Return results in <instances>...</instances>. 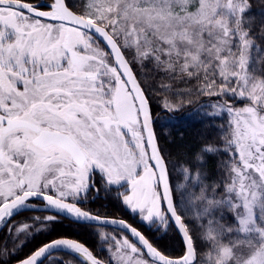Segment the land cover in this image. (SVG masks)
Masks as SVG:
<instances>
[{
	"label": "snow or ice",
	"instance_id": "snow-or-ice-1",
	"mask_svg": "<svg viewBox=\"0 0 264 264\" xmlns=\"http://www.w3.org/2000/svg\"><path fill=\"white\" fill-rule=\"evenodd\" d=\"M75 8L70 0H0V225L8 229L0 254L64 215L128 233L101 236L107 264H264V49L255 43L264 12L257 25L252 0H85ZM133 64L159 77L165 112L197 95L218 98L204 115L227 116L223 148L202 146L179 184ZM214 153L228 159L222 179L207 184L203 161ZM97 175L142 222L177 226L184 254L170 258L124 220L83 210L90 192L99 195ZM37 210L55 214L13 220ZM57 251L105 264L70 239L18 264H71Z\"/></svg>",
	"mask_w": 264,
	"mask_h": 264
},
{
	"label": "rangeland",
	"instance_id": "rangeland-1",
	"mask_svg": "<svg viewBox=\"0 0 264 264\" xmlns=\"http://www.w3.org/2000/svg\"><path fill=\"white\" fill-rule=\"evenodd\" d=\"M84 2L85 0H70V3L76 6L75 10L77 11L84 4ZM262 60H263V57H262ZM260 67H261V64L258 63L257 68H260ZM133 70L136 73L137 77L139 78L138 73L140 72V66L138 64H133ZM149 88L153 92V94L149 95V97L150 99L152 97L151 99L152 101L153 99L155 100V103L153 105L155 110H153L152 117L154 118V129H155L156 137H157V140L160 146V150L168 162V171H169L171 182L173 183V185L179 184L183 182L182 181L183 168L187 167L191 163L196 162L194 160V154L197 153L202 148V146L205 145V144L204 145L201 144L200 141L204 139L206 132H210V133L215 132L219 136L221 143H222V145L219 147L223 148V140H222L223 129L221 128V125L224 124V122L227 119V116L226 114L221 117H212V116L204 115V113H211L214 111L213 108L211 107V105L214 103L206 102V100L211 99V98H216V97L197 96V95H193L191 97L192 104L183 107L180 111L181 113L176 112V113L170 114L168 112H165L163 109H161V111H158L159 110L158 108H161L160 105L163 100V94L160 92L159 94L155 93L157 89L155 88V85L152 83L151 79H150ZM240 106L242 105H236V107H240ZM163 113H167V114H163ZM191 140L193 142H196V144L193 143ZM215 154L216 153L209 154L208 156L204 158V161H203V172L205 173L207 177L205 181L207 184H215L216 181L221 180L217 177V175L215 176L213 170H211L212 169L211 164L213 163L212 157ZM97 182L101 186V191L103 193L108 194V195L111 194V192L104 191L102 187V182H100V177L98 175H97ZM125 188H121L120 192H124ZM114 194H115V197L117 198L118 193L115 189H114ZM88 195H90V193ZM116 201H117L116 208L118 209V212L122 214V216L124 215L123 210L127 211L125 215L127 216V218L130 219V221H132L136 225L141 226L142 228H145L146 230H148V233L153 231L155 235L157 236V240H160V239L162 240L164 238V241H165L166 239H168L169 232H166V231L169 228L168 226L169 223L167 225H164V224H161L159 221H157L154 224H150L147 221L142 222L141 217L138 214L132 213L131 210L122 203L121 199L117 198ZM102 202L103 201L98 200L97 205L101 206ZM189 220H192V217H189ZM190 227L193 230V226L191 224H190ZM52 229L53 227H51L50 229V227L47 226V228H45L43 231H49ZM90 232L93 234V236H96V237L98 236L100 244L104 246V248L106 249V253L108 254L107 261L109 260V256H110V253L107 250L108 244L105 243L101 239V236L120 237V236L125 235V234H122L114 230L107 232L106 230H103L102 228H92ZM36 233L30 234V235L33 236ZM196 236L197 235H194V237ZM165 245L166 244L164 243V247ZM197 246L199 249V241H197ZM12 250L13 248L11 249L10 253H12ZM173 250L175 251V248H173L169 242L167 246V251H173ZM24 252H25V249L15 248L14 254H1V256H4L3 258H7L8 255H21L22 253L24 254ZM64 261L71 262V264H80L76 260H73L71 258H67ZM47 264H50V261L47 262Z\"/></svg>",
	"mask_w": 264,
	"mask_h": 264
},
{
	"label": "trees",
	"instance_id": "trees-1",
	"mask_svg": "<svg viewBox=\"0 0 264 264\" xmlns=\"http://www.w3.org/2000/svg\"><path fill=\"white\" fill-rule=\"evenodd\" d=\"M33 1H35V0H32V2ZM252 3H253V10H254V12L256 14L255 15V21H256V24L258 25L261 22L260 13L264 12V0H252ZM257 36H260V33H257ZM255 43L259 46V48L264 49V38L256 39ZM254 55H255V53H254ZM263 60H264V57H263ZM148 68H142L140 66V72L138 73L139 78L138 77L137 78L139 79V82L141 83V86L146 89V94L147 95H152L153 92L149 88L150 79H151L152 83L156 86V84L159 82V77L156 76V74L152 71L151 66H149ZM191 86L192 85H189L188 87H191ZM155 93L159 94L158 91H155ZM151 99H152V97H151ZM151 99H150V104H151V109H152V113H153V110H155L154 106H153L154 103H155V100L153 99V101H152ZM206 102L217 103L218 99L211 98V99L206 100ZM237 105H240V104H237ZM158 109H159L158 111H161L162 108H158ZM179 113H181V112H179ZM163 114H167V113H163ZM193 143L196 144V142H193ZM200 143L203 144V145L204 144L208 145L207 143L214 144V145H217V146H221L222 145L219 136L215 132H211V133L210 132H206L204 139L201 140ZM227 159H228V157L222 155L221 153H216L212 157V160H213L212 162L213 163L211 164V166H212L211 170H213L214 175L215 176L217 175V177L219 179H222V176H223V163ZM217 182H219V181H216V183ZM32 214H33L32 212L25 211L21 215L16 216V217H17V219H24L26 217L30 218L32 216ZM221 214L225 216V220H227L228 217L231 215V213L229 212V210L227 208L222 209ZM34 216L43 217L45 215H38V214L36 215L35 214ZM126 218H127V216H126ZM128 219H126V220H128ZM127 222H130V224L135 226L143 235H145V237L149 240V242L152 243L153 246L156 247L163 254H165V255H167L169 257H175V258L180 257L181 255H183L184 247H183L178 235L175 233V231L173 230V228L171 227L170 224H168L169 228L166 231V232H169L168 239H166L164 241V238L162 240L161 239L157 240V236L155 235V233L153 231L148 233V230H146L145 228H142L139 225H136L135 223L130 221V219ZM197 223L198 222L191 223V225L193 226V233L195 232L193 234V236L194 235H198ZM50 224L54 225V228H53L54 230L52 229L53 232H52V230H49V231H40V232L36 233V236L31 241V245L26 247L24 254L22 253L23 255L22 254L19 255V257L17 259H20V258L28 255L27 253L33 252L39 246L43 245L44 243L50 242V241H52L53 239H55L57 237H59V238L60 237H66V238L68 237V238L76 239V235H77L78 236L77 240L79 242H81L83 244H88L92 248H93L92 241H93L94 244L96 243V240H97L96 236L93 237V234L90 232V230L92 228H94L92 226L84 225V224H73L72 227L71 226L70 227H65V226L61 227L60 224H54V222H52ZM94 238H95V242H94ZM169 242H170L171 246L173 248H175V251L174 250L173 251H167V246H168ZM164 243L166 244L165 247H164ZM16 257H14V258H16ZM0 259H1V257H0Z\"/></svg>",
	"mask_w": 264,
	"mask_h": 264
},
{
	"label": "flooded vegetation",
	"instance_id": "flooded-vegetation-1",
	"mask_svg": "<svg viewBox=\"0 0 264 264\" xmlns=\"http://www.w3.org/2000/svg\"><path fill=\"white\" fill-rule=\"evenodd\" d=\"M48 2H49V0H38L37 2H33V3H48ZM95 179L97 181V176L95 177ZM97 186L101 187L99 184H97ZM110 192H111V194H109V195L103 193L101 190L99 192V195H97V193L95 191L90 192V195H88L87 200L85 202L81 203L80 207L83 210L88 211L91 214L97 215L99 217L119 219V220H124L125 222H127L129 220L128 218H126V215H125L127 213V211L123 210V214H124L123 216H122V214H120L118 212V209L116 208L117 207V201H116L117 198L115 197L114 189L112 191H110ZM98 200L103 201L104 203L102 202L101 206L100 205H96ZM29 212L33 213L31 217H34L35 214L36 215L37 214L38 215H45V216L54 215V214H51V213L41 212V211H38V210L37 211H29ZM126 219H128V220H126ZM13 220L14 221H19V220H23V219H17V217H14ZM128 223L130 224V222H128ZM54 224H60L61 227H63V226H65V227H70L71 226L72 227L73 224H81V223L72 222V221H69V220H67V219H65L63 217L57 216L56 220L54 221ZM84 225H87V224H84ZM130 225H132V224H130ZM89 226H92L94 228H102L103 230H106L107 232L111 231V230H114V231L120 232L122 234H125L121 230H118V229L116 230V229L110 228V227H99V226H95V225H89ZM48 227H50V229H51V227L54 228V225L48 224ZM133 227H135V226H133ZM7 230L8 229L6 227L1 225V227H0V248H3V246H4V237H5V233L7 232ZM30 236H32V235H29L27 239H25L22 236L21 240H20V243L23 244V247H20L19 245H17L16 248L26 249V247L31 245V241L34 239L36 234H34L32 237H30ZM58 238L59 237H57L55 239H58ZM60 238H66V237H60ZM96 238H97V240H96L95 244L92 241V244H93V248H92L88 244H83V243L79 242L77 240L78 239L77 235H76V239L67 237V239H72V240H75V241L83 244L85 247H87L93 253V255L95 257H97L100 261H103V262L106 263V262H108L107 261L108 254L106 253V249L104 248V246H102L100 244L98 236ZM55 239H53V240H55ZM94 242H95V238H94ZM47 243H49V242H47ZM44 244H46V243H44ZM8 248H9V253H10L11 249L13 248V244L11 242L8 243ZM31 253H27V254L30 255ZM28 255H26V256H24V257H22L20 259H17L19 257V255H8L7 258H3L4 256H1V254H0V257H1L0 264H14L16 262H19V261L25 259ZM14 257H16V258H14ZM53 257L60 258V259H63V260H65L67 258H71L73 260H76L78 263L82 264L78 259H76L73 256H70V255H68L66 253H55V254H53ZM47 262H49V261H45V264H47Z\"/></svg>",
	"mask_w": 264,
	"mask_h": 264
},
{
	"label": "water",
	"instance_id": "water-1",
	"mask_svg": "<svg viewBox=\"0 0 264 264\" xmlns=\"http://www.w3.org/2000/svg\"><path fill=\"white\" fill-rule=\"evenodd\" d=\"M135 74V73H134ZM138 80V79H137ZM153 128H154V119H153ZM158 142V141H157ZM170 177V176H169ZM38 211H41V212H48V213H52V214H55L54 211H42V210H38ZM60 217H63L69 221H72V222H76L74 219L70 218V217H66L64 215H59ZM103 218V217H101ZM103 219H107L109 221L113 220L112 218H103ZM114 220H117L119 221V219H114ZM76 223H82V224H90V225H95V226H101V227H110V228H114V229H118V230H121L123 231L124 233H126L124 231V229L119 225V224H111V223H108V224H101V223H98L96 221H92V222H76ZM127 223V222H126ZM128 224V223H127ZM170 224L172 225V227L174 228L176 234L178 235L183 247H184V250H185V244H184V241H183V238H182V234L178 232L177 230V226H175L172 222H170ZM130 225V224H129ZM128 235V233H126ZM58 239H67V238H58ZM134 239V238H133ZM57 240V239H55ZM72 240V239H70ZM53 241V240H52ZM75 241V240H74ZM77 242V241H76ZM79 243V242H78ZM81 244V243H80ZM83 245V244H82ZM57 252H60V251H57ZM56 253V252H54ZM63 253H66V252H63ZM67 254V253H66ZM75 258V255H71ZM170 258H175V257H170ZM178 258V257H177ZM82 264H90V262H87L85 261L84 258H80L78 259ZM14 264H18V262L14 263Z\"/></svg>",
	"mask_w": 264,
	"mask_h": 264
},
{
	"label": "bare ground",
	"instance_id": "bare-ground-1",
	"mask_svg": "<svg viewBox=\"0 0 264 264\" xmlns=\"http://www.w3.org/2000/svg\"><path fill=\"white\" fill-rule=\"evenodd\" d=\"M0 227H1V225H0Z\"/></svg>",
	"mask_w": 264,
	"mask_h": 264
}]
</instances>
